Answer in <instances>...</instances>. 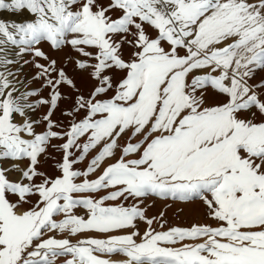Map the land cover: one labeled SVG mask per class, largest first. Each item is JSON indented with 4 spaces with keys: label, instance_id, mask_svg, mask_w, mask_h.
<instances>
[{
    "label": "snow or ice",
    "instance_id": "snow-or-ice-1",
    "mask_svg": "<svg viewBox=\"0 0 264 264\" xmlns=\"http://www.w3.org/2000/svg\"><path fill=\"white\" fill-rule=\"evenodd\" d=\"M258 72L264 0H0V264H264Z\"/></svg>",
    "mask_w": 264,
    "mask_h": 264
},
{
    "label": "rangeland",
    "instance_id": "rangeland-1",
    "mask_svg": "<svg viewBox=\"0 0 264 264\" xmlns=\"http://www.w3.org/2000/svg\"><path fill=\"white\" fill-rule=\"evenodd\" d=\"M44 51L52 58H55L58 60V62L63 61L67 56H75L76 54L73 53L70 49H65L63 52H52L49 51L47 47L44 48ZM42 62V61H41ZM35 69L31 68V66H28L24 69L23 73L21 74V79L24 78V75L31 77L35 73ZM261 77H264V73L258 72L256 75L255 80H259ZM32 87H38L39 83L35 82L31 85ZM18 87L21 88V91H23V86L18 85ZM43 95H47V92L45 91L42 93ZM46 111V108H41L36 115L33 117L34 119L42 117L44 112ZM54 120H60L61 114L59 111H57L54 116ZM43 131V126H40L37 128V132ZM53 143H59V141H53ZM49 152L51 153V156L54 157V159H49L47 163H43L40 166V170L45 171L49 175H54V163L56 161H59L61 159V154L58 152H55L53 149H49ZM27 162H24L25 166ZM83 167V165H81ZM18 175H9V179H17ZM145 205H151L150 207H147L146 216L149 218L152 217H159L160 213H164L163 219L167 221L166 226H180V227H190L193 224H213V222L206 218L204 207L201 203H185V202H173L171 199L169 200H162L159 198H152L145 201ZM172 205V206H171ZM143 207V205H142ZM163 210V211H162ZM156 225V223L153 224V227ZM214 226V225H213ZM146 225L144 223L138 222V228L143 233L145 230ZM156 227V226H155ZM122 259L120 256H113L111 257V260L113 262H118Z\"/></svg>",
    "mask_w": 264,
    "mask_h": 264
},
{
    "label": "bare ground",
    "instance_id": "bare-ground-1",
    "mask_svg": "<svg viewBox=\"0 0 264 264\" xmlns=\"http://www.w3.org/2000/svg\"><path fill=\"white\" fill-rule=\"evenodd\" d=\"M171 206H172V205H171ZM162 211H163V210H162ZM155 226H156V227H155ZM155 226H154V228H156L158 231H159V230H162V229H160V228L158 227L157 224H156ZM167 227H169V226L167 225L166 228H167Z\"/></svg>",
    "mask_w": 264,
    "mask_h": 264
}]
</instances>
